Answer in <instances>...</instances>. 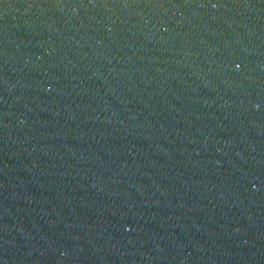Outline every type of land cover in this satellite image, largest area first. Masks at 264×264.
<instances>
[{
    "label": "water",
    "instance_id": "water-1",
    "mask_svg": "<svg viewBox=\"0 0 264 264\" xmlns=\"http://www.w3.org/2000/svg\"><path fill=\"white\" fill-rule=\"evenodd\" d=\"M0 264H264V0H0Z\"/></svg>",
    "mask_w": 264,
    "mask_h": 264
}]
</instances>
